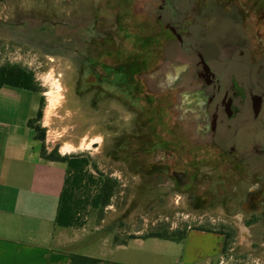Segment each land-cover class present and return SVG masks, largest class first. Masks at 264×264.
Wrapping results in <instances>:
<instances>
[{
    "label": "rangeland",
    "instance_id": "374dc122",
    "mask_svg": "<svg viewBox=\"0 0 264 264\" xmlns=\"http://www.w3.org/2000/svg\"><path fill=\"white\" fill-rule=\"evenodd\" d=\"M259 12L264 0H0V63L33 72L47 151L69 143L68 155L85 156L102 182L114 183L108 204L93 211V235L119 243L160 227L219 232L221 222L229 262L220 264H264V230L239 221L241 204L235 217L217 207L213 160L204 159L211 155L150 145L141 96L172 87L173 120L190 143L210 141L216 85H245L247 53L264 42ZM139 83L141 98L130 97ZM172 169L192 174L187 191Z\"/></svg>",
    "mask_w": 264,
    "mask_h": 264
},
{
    "label": "crops",
    "instance_id": "0c3cea01",
    "mask_svg": "<svg viewBox=\"0 0 264 264\" xmlns=\"http://www.w3.org/2000/svg\"><path fill=\"white\" fill-rule=\"evenodd\" d=\"M40 99L38 91L0 86V264H75L71 254L97 259L86 264L229 262L222 256L223 237L213 230L119 243L93 235L103 179L83 155L64 161L41 157L43 142L28 124Z\"/></svg>",
    "mask_w": 264,
    "mask_h": 264
},
{
    "label": "flooded vegetation",
    "instance_id": "af4514ba",
    "mask_svg": "<svg viewBox=\"0 0 264 264\" xmlns=\"http://www.w3.org/2000/svg\"><path fill=\"white\" fill-rule=\"evenodd\" d=\"M260 39H264V35ZM263 43L257 44V50L247 53L248 79L245 85H241L235 80L229 89L222 90L221 85H216L219 100L215 106L213 121L210 124V128L214 131L210 141H206V137L201 135L200 140L197 139L190 143L191 136L183 129L184 125L177 118L173 120L174 94H172V87L141 94L142 86L139 83L133 86L129 95L133 98L134 96L141 98V94L146 106L149 104V107L145 106L144 110L152 118L149 131L152 140L150 145H161L169 154H173L175 151H183L182 155L185 154V156L191 153H202L198 155L200 157L209 153L211 157L207 155L204 159L206 161L213 160L209 166L214 168L217 181V207L221 211L226 208L225 210L229 212L228 216L235 217V211L241 204L245 212L239 221L245 227L260 226L264 230ZM110 87L107 84L104 86L106 89ZM119 91L126 94L122 87ZM137 93L138 95H136ZM228 120L232 122H228ZM243 124L245 133L240 135L238 131ZM223 129L230 131L228 137L220 136ZM196 135H199L198 132ZM224 140L229 143L223 147ZM199 159L201 158L197 160ZM196 165L199 164L196 163ZM171 175L178 187L183 188L184 191L190 188L192 174L172 169ZM205 198L207 199V195L203 197V199ZM219 224L221 226L219 233L223 237V244L227 233L223 230V224L221 222Z\"/></svg>",
    "mask_w": 264,
    "mask_h": 264
},
{
    "label": "trees",
    "instance_id": "16d2710c",
    "mask_svg": "<svg viewBox=\"0 0 264 264\" xmlns=\"http://www.w3.org/2000/svg\"><path fill=\"white\" fill-rule=\"evenodd\" d=\"M259 15L263 18L260 20V25L264 27V15L259 12ZM262 27V28H263ZM260 32V31H259ZM124 77H127L128 74L122 73ZM124 79V78H123ZM124 84V83H123ZM118 84L125 90L127 89V85L125 84ZM1 85H9L14 87H19L23 89H28L31 91H39L38 85L34 80L33 72L17 63H0V86ZM40 106L37 110L34 117L28 120V124L33 130L35 131V137L39 140H44V127L40 126V119L42 116V98L40 99ZM40 155L41 157L48 159V160H57V161H64L68 154L61 155L58 152V149L52 148L51 150L47 151L44 143L40 148ZM113 186L114 183L110 181L108 177H104L101 197H100V205L105 206L108 204L110 197L113 194ZM209 230V229H205ZM185 232H178V231H170L167 228L160 227V228H152L148 233H146L142 237H159V238H166V239H181L184 236ZM71 260L75 264H86V263H93L97 259L93 257H89L86 255H79V254H71Z\"/></svg>",
    "mask_w": 264,
    "mask_h": 264
},
{
    "label": "bare ground",
    "instance_id": "6f19581e",
    "mask_svg": "<svg viewBox=\"0 0 264 264\" xmlns=\"http://www.w3.org/2000/svg\"><path fill=\"white\" fill-rule=\"evenodd\" d=\"M91 142H89L87 144V146L89 145L90 146ZM60 151L62 153H67V152H70V151H73V147L69 144V143H65V144H62L61 147H60Z\"/></svg>",
    "mask_w": 264,
    "mask_h": 264
}]
</instances>
